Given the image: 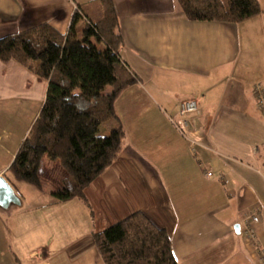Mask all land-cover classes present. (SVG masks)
Listing matches in <instances>:
<instances>
[{"label":"crops","instance_id":"crops-1","mask_svg":"<svg viewBox=\"0 0 264 264\" xmlns=\"http://www.w3.org/2000/svg\"><path fill=\"white\" fill-rule=\"evenodd\" d=\"M97 1L0 0V37L42 23L65 34L79 7L78 38L107 51L102 37L82 31L104 16ZM112 1L119 55L139 80L115 101L120 123L100 127L107 137L121 124L126 136L117 159L85 189L86 201L54 202L51 193L67 173L47 156L43 188L34 193L42 200L7 178L48 82L17 61L0 60V110L9 114L0 111V158L7 160L0 176L21 200L0 206V264H105L94 233L135 212L168 232L179 264H259L243 218L260 209L264 248V0L261 14L240 23L191 20L177 0ZM189 98L199 111L185 116L190 126L181 132L172 119Z\"/></svg>","mask_w":264,"mask_h":264},{"label":"trees","instance_id":"trees-1","mask_svg":"<svg viewBox=\"0 0 264 264\" xmlns=\"http://www.w3.org/2000/svg\"><path fill=\"white\" fill-rule=\"evenodd\" d=\"M191 20L240 23L262 13L258 0H177ZM104 16L88 20L83 33L100 36L109 46L102 50L80 40L75 9L65 34L48 23L0 37V60L29 67L48 82L45 100L20 144L6 173L14 184L43 188L40 176L45 156L59 160L67 177L51 193L54 202L80 198L106 171L123 149L126 136L121 124L102 137L100 127L120 118L117 97L138 82V75L122 60L118 18L112 0H102ZM42 63L33 68L30 61ZM111 86L113 91L105 94ZM92 212V211H91ZM94 243L105 264H179L168 232L141 212L94 233Z\"/></svg>","mask_w":264,"mask_h":264},{"label":"built area","instance_id":"built-area-1","mask_svg":"<svg viewBox=\"0 0 264 264\" xmlns=\"http://www.w3.org/2000/svg\"><path fill=\"white\" fill-rule=\"evenodd\" d=\"M199 111L198 101L195 98H189L184 100L181 103L178 116L177 118H173V122H175L177 128L181 132H185L189 129L190 122L188 119H186L185 116L196 113ZM207 175H211V172L208 171ZM260 209L256 208L253 211H251L249 214H247L243 218V234L247 238V240L252 244V246L256 249L257 252V260L259 264H264V248L260 246V243L258 241V232H257V226L260 223V216H259Z\"/></svg>","mask_w":264,"mask_h":264},{"label":"water","instance_id":"water-1","mask_svg":"<svg viewBox=\"0 0 264 264\" xmlns=\"http://www.w3.org/2000/svg\"><path fill=\"white\" fill-rule=\"evenodd\" d=\"M11 204L20 205L21 200L7 180L0 176V206L7 208ZM236 229L240 232L239 224L236 225Z\"/></svg>","mask_w":264,"mask_h":264},{"label":"rangeland","instance_id":"rangeland-1","mask_svg":"<svg viewBox=\"0 0 264 264\" xmlns=\"http://www.w3.org/2000/svg\"><path fill=\"white\" fill-rule=\"evenodd\" d=\"M95 1H97V0H95ZM97 2H99V1H97ZM98 4H100L101 5V3H98ZM102 6V5H101ZM6 34V33H5ZM34 66H36V65H34ZM0 111H2L3 113H6L5 114V116H3L4 118L5 117H8L9 116V114H8V111H7V109L6 108H2ZM10 118V117H9ZM6 122H8V120H4V123H6ZM0 129H1V131H3L2 130V127L0 126ZM0 131V132H1ZM4 132V131H3ZM10 133H12V136L11 137H16L15 135H18V132H15L14 130H11L10 131ZM6 137H7V139H6ZM4 136V141L6 142H9V144H11L12 143V141H13V138L11 139V137H8V136ZM1 157V156H0ZM5 158V157H4ZM4 158H0V166H3L5 163H6V159H4ZM26 186H29V188H31V189H28V194H29V196H31V197H36L37 198V200H42V198H40V197H38V196H35L34 195V193L35 192H39V191H37L38 189L37 188H35L33 185H30V184H26ZM34 190V191H33ZM28 207V206H27Z\"/></svg>","mask_w":264,"mask_h":264}]
</instances>
